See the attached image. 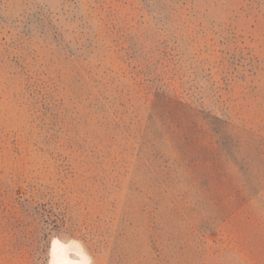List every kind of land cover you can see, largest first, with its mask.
<instances>
[{"label": "rangeland", "instance_id": "374dc122", "mask_svg": "<svg viewBox=\"0 0 264 264\" xmlns=\"http://www.w3.org/2000/svg\"><path fill=\"white\" fill-rule=\"evenodd\" d=\"M264 264V0H0V264Z\"/></svg>", "mask_w": 264, "mask_h": 264}, {"label": "bare ground", "instance_id": "6f19581e", "mask_svg": "<svg viewBox=\"0 0 264 264\" xmlns=\"http://www.w3.org/2000/svg\"><path fill=\"white\" fill-rule=\"evenodd\" d=\"M69 248L60 240L54 239L52 243V262L53 264H86L84 257L73 258L68 254Z\"/></svg>", "mask_w": 264, "mask_h": 264}]
</instances>
